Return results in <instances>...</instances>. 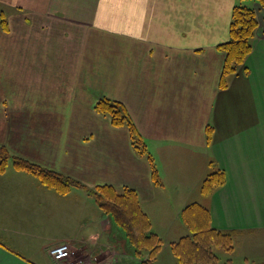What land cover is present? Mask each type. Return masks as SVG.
<instances>
[{"label":"crops","instance_id":"crops-1","mask_svg":"<svg viewBox=\"0 0 264 264\" xmlns=\"http://www.w3.org/2000/svg\"><path fill=\"white\" fill-rule=\"evenodd\" d=\"M236 1L0 0V145L83 184L60 194L8 162L0 171V264H54L49 249L62 243L73 258L119 247L129 254L118 261L132 262L125 234L89 192L104 184L136 191L162 241L155 264L190 234L181 212L193 202L209 211L212 227L234 233L224 260L264 263V242H253L264 234V6L244 0L256 9L257 30L221 85L219 44ZM54 19L100 20L119 34H42ZM100 98L123 106L145 153L127 126L97 111ZM216 170L223 183L203 192ZM240 238L250 248L239 253Z\"/></svg>","mask_w":264,"mask_h":264},{"label":"trees","instance_id":"trees-1","mask_svg":"<svg viewBox=\"0 0 264 264\" xmlns=\"http://www.w3.org/2000/svg\"><path fill=\"white\" fill-rule=\"evenodd\" d=\"M254 1L259 6H264V0ZM3 15L0 11V24L5 23ZM257 26L258 19L254 7L246 6L244 3L234 5L229 26V39L219 44V48L225 53L221 85H225L224 76L238 70L245 56L251 50V40ZM95 107L97 111L107 114L114 125L127 126L131 133L133 146L142 154L146 152L143 142L136 134L132 122L120 103L100 98ZM147 157L150 158L149 155ZM10 161L14 168L32 173L43 185L60 194L66 193L72 186L83 185L59 171L11 155L5 146L0 145V171L4 170ZM153 178L157 180L154 168ZM223 181L224 172L222 170L213 171L203 179L201 190L207 192ZM94 188L90 192L95 197L98 207L109 214L115 225L124 231L133 254L140 257L143 252L148 253L149 258L142 260L141 264H155L154 258L161 249L162 241L151 230V222L140 206L136 191L127 187L118 190L114 186L105 184L94 186ZM181 218L188 226L190 234L181 236L170 243V249L176 257L177 264H219L220 258L212 247L216 246L225 251L233 250L234 233L231 230L212 227L209 211L200 203L193 202L185 206L181 212ZM222 264L234 263L227 259Z\"/></svg>","mask_w":264,"mask_h":264},{"label":"rangeland","instance_id":"rangeland-1","mask_svg":"<svg viewBox=\"0 0 264 264\" xmlns=\"http://www.w3.org/2000/svg\"><path fill=\"white\" fill-rule=\"evenodd\" d=\"M252 2V0H249V2ZM254 1V0H253ZM241 4L244 3L246 6H251L249 3L246 4L244 0H240V1H236L235 4ZM252 7V6H251ZM5 11H10L9 8H3ZM0 11H2V14H4V11L2 10V8L0 7ZM6 15L4 14L3 17H5ZM232 17V16H231ZM6 19V17H5ZM55 20V19H54ZM51 21L48 20L47 24H51L50 27L47 28V30H43L42 32H46V33H42V34H119V32L116 31H112V30H107V24L105 22H102L100 20H98L97 23H95V21H90V22H85V21H70L68 19L65 20H55V21ZM43 17H39L36 21H34V28L36 29L37 33L39 32V34H41V31L39 28L40 24L43 23ZM37 24V25H36ZM4 25V24H2ZM229 39V38H228ZM221 44V43H220ZM221 49V48H220ZM9 152L12 154V152L9 150ZM95 188L91 187L90 191H93ZM91 193V192H90ZM101 210V209H100ZM102 211V210H101ZM105 213V212H104ZM107 214V213H105ZM109 215V214H107ZM110 216V215H109ZM122 230V229H121ZM124 232V231H123ZM115 233V232H113ZM116 234V233H115ZM257 237V242L253 241L256 245L258 243H262L264 242V234H258L256 235ZM241 243L240 249H239V253L240 251H244L246 247L250 248L249 246V238H240L238 240V244ZM119 244L120 241H119ZM59 245V244H56ZM54 245V246H56ZM213 251L219 256L220 260L218 261L219 264H222V261L225 258H222L224 255H227V251L213 246L212 247ZM260 251V255H263L264 257V246H262V248ZM84 249H82L80 251V253L82 254V257L80 256V253H76L79 254L78 256L75 255V257L73 258V254H72V260L70 261H75L78 263H86V264H115L118 261V256H123V255H128V253H121L119 250L120 248H101V250H97L94 253H90V251L87 253V251L82 252ZM111 251V252H109ZM124 251V250H123ZM85 255V256H83ZM115 255H118L117 258L115 257ZM130 255H132V259H134L132 262L130 261V259H128L127 261H124L122 259V261H118L116 264H141V261L144 259L149 258L148 253L147 252H143L142 256H135L133 253H131ZM173 254L170 252V250L168 248L166 249H162L158 255V261L160 264H170V261L172 260V256ZM223 255V256H222ZM131 259V260H132ZM225 261V260H224ZM262 264V263H261Z\"/></svg>","mask_w":264,"mask_h":264},{"label":"built area","instance_id":"built-area-1","mask_svg":"<svg viewBox=\"0 0 264 264\" xmlns=\"http://www.w3.org/2000/svg\"><path fill=\"white\" fill-rule=\"evenodd\" d=\"M49 254L52 258L54 264H86L78 263L72 260L71 248L67 243H62L56 246H53L49 249Z\"/></svg>","mask_w":264,"mask_h":264}]
</instances>
